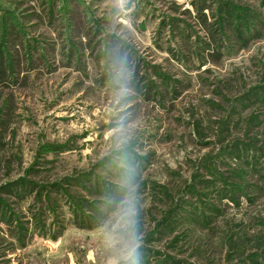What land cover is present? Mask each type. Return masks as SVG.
<instances>
[{
	"label": "rangeland",
	"instance_id": "1",
	"mask_svg": "<svg viewBox=\"0 0 264 264\" xmlns=\"http://www.w3.org/2000/svg\"><path fill=\"white\" fill-rule=\"evenodd\" d=\"M129 168L140 264H264V0H0V264H114Z\"/></svg>",
	"mask_w": 264,
	"mask_h": 264
},
{
	"label": "clouds",
	"instance_id": "2",
	"mask_svg": "<svg viewBox=\"0 0 264 264\" xmlns=\"http://www.w3.org/2000/svg\"><path fill=\"white\" fill-rule=\"evenodd\" d=\"M123 2V0H121ZM127 57L121 56L118 52L112 53V75L123 82L128 71ZM126 91V88L123 89ZM123 188L126 194L117 205L115 231L105 233V242L109 247L116 249L117 257L114 264H140V237L138 236L137 221L138 214L135 183L132 176V169L129 168L124 177Z\"/></svg>",
	"mask_w": 264,
	"mask_h": 264
}]
</instances>
